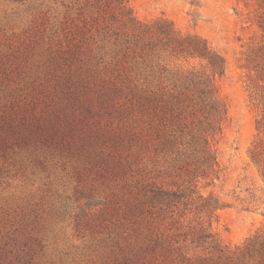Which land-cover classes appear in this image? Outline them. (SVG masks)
Returning a JSON list of instances; mask_svg holds the SVG:
<instances>
[{
    "label": "trees",
    "instance_id": "1",
    "mask_svg": "<svg viewBox=\"0 0 264 264\" xmlns=\"http://www.w3.org/2000/svg\"><path fill=\"white\" fill-rule=\"evenodd\" d=\"M87 6L53 55L55 93L27 139L69 150L123 182L122 202L103 219L121 252L110 264H264V230L224 245L211 228L222 205L198 190L222 173L214 142L228 119L215 81L226 71L223 56L168 19H137L130 0ZM191 61L212 74L187 68ZM258 129L264 135V116ZM251 155L264 178V139Z\"/></svg>",
    "mask_w": 264,
    "mask_h": 264
},
{
    "label": "rangeland",
    "instance_id": "2",
    "mask_svg": "<svg viewBox=\"0 0 264 264\" xmlns=\"http://www.w3.org/2000/svg\"><path fill=\"white\" fill-rule=\"evenodd\" d=\"M260 2L130 0L137 19H168L180 33L204 38L226 61L225 74L215 77L228 109L214 142L222 173L214 182L201 180L198 190L222 205L211 228L231 247L264 230V178L251 155L264 139L258 129L264 116ZM87 12V0H0V264H110L121 256L115 228L103 219L122 202L123 182L69 150L27 139L34 116L55 93L48 72L53 55ZM201 65L186 64L212 74ZM101 110L102 119L117 123L116 114Z\"/></svg>",
    "mask_w": 264,
    "mask_h": 264
}]
</instances>
